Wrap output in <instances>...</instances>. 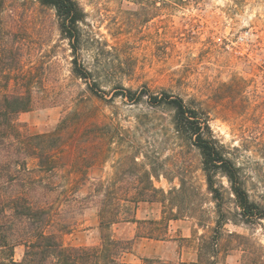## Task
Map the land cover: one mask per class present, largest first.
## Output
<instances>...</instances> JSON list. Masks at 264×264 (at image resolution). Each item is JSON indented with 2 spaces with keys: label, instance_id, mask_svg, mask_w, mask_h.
I'll list each match as a JSON object with an SVG mask.
<instances>
[{
  "label": "rangeland",
  "instance_id": "374dc122",
  "mask_svg": "<svg viewBox=\"0 0 264 264\" xmlns=\"http://www.w3.org/2000/svg\"><path fill=\"white\" fill-rule=\"evenodd\" d=\"M78 1L87 13L81 56L96 70L104 97L73 74L72 49L61 36L55 10L37 0H4L1 21L13 27L0 33V100L30 85L36 105L19 114L20 128L62 136L60 173L87 178L79 198L93 192L99 180L109 185L123 168L125 176H135L134 158L152 173L158 188L174 197L181 209L178 219H169L167 202H141L140 223L111 226L114 238L134 240L133 250L122 256L125 264L197 261L199 236L209 233L199 222L213 226L216 219L202 155L175 130L170 107L135 103L116 92L120 84L133 89L148 85L206 112L215 135L248 176L250 194L264 202V0ZM15 38L19 41L13 44ZM22 80L30 82L23 85ZM28 162L33 167L37 160ZM182 178L200 193L170 194ZM219 179L228 187L225 177ZM63 193L58 192L60 198ZM226 196L234 209L232 197ZM61 211L57 221L70 229L62 234L66 246L100 244L96 202L79 199ZM261 222L252 227L227 223L226 234L244 237L223 236L218 264H259L258 255H264ZM155 226L154 235L161 239L135 240L138 231L145 234ZM225 247L231 249L226 253ZM25 249L15 247L16 261ZM209 258L215 259L209 253L202 264H209Z\"/></svg>",
  "mask_w": 264,
  "mask_h": 264
},
{
  "label": "trees",
  "instance_id": "16d2710c",
  "mask_svg": "<svg viewBox=\"0 0 264 264\" xmlns=\"http://www.w3.org/2000/svg\"><path fill=\"white\" fill-rule=\"evenodd\" d=\"M3 1L0 2V12ZM37 1L42 7L55 10L61 36L68 40L72 49L73 74L90 82L91 91L103 98L104 91L96 70L87 66L81 56L82 25L87 16L85 8L78 0ZM12 27L4 26L0 16V33L4 29L12 32ZM16 40L13 44L18 43L19 40ZM29 82L22 80L20 83L28 85ZM120 85L121 91L116 95L135 103L146 101L152 106L170 107L174 111L175 130L188 137L199 149L207 192L215 203L216 219L213 226L199 222L201 227L209 229V233L199 236L197 261H181L178 264H202L209 253L215 258H209V264H218L216 257L223 251V236L244 237L235 232L226 234L225 225L233 222L252 227L262 223L264 202L250 194L248 176L231 156L228 147L215 135L206 112L189 106L181 96L167 90L155 92L148 85L137 89ZM35 105L30 85L22 91L5 93L0 100V264H125L122 256L133 250L134 240L114 238L110 234L113 224L121 221L140 223L137 210L141 202H161L164 205L167 202L166 206H170L169 219L180 218L181 209L174 197L167 196L154 184L152 173L143 169L136 158L132 160L135 176H125L127 171L123 168V175H117L109 185L105 187V182L99 180L93 192L79 198L78 193L87 178H71L60 173L64 165L57 153L62 149V136L58 133L30 134L20 128L19 114L30 111ZM30 158L37 160L33 167L29 165ZM220 176L226 178L228 187L219 179ZM188 190L200 193L197 187L182 178L180 187L170 194L182 195ZM59 191L64 192L62 198L58 195ZM227 192L233 199L234 209L227 204ZM79 199L97 203L101 229L99 245L66 246L63 243L62 234L70 229L68 224L57 221L62 214L61 206ZM157 228L155 226L145 234L138 231L135 240L143 237L161 239L154 235ZM17 245L26 248L21 261L14 259ZM224 249L227 253L231 248ZM263 257V253L258 255L259 264H264ZM144 260L148 261L147 258Z\"/></svg>",
  "mask_w": 264,
  "mask_h": 264
},
{
  "label": "crops",
  "instance_id": "0c3cea01",
  "mask_svg": "<svg viewBox=\"0 0 264 264\" xmlns=\"http://www.w3.org/2000/svg\"><path fill=\"white\" fill-rule=\"evenodd\" d=\"M143 238H145V237H143Z\"/></svg>",
  "mask_w": 264,
  "mask_h": 264
}]
</instances>
